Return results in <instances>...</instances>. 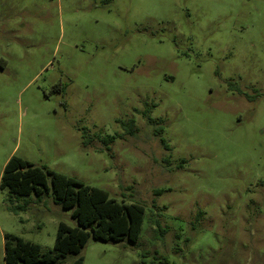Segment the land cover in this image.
I'll return each mask as SVG.
<instances>
[{
  "label": "rangeland",
  "instance_id": "obj_1",
  "mask_svg": "<svg viewBox=\"0 0 264 264\" xmlns=\"http://www.w3.org/2000/svg\"><path fill=\"white\" fill-rule=\"evenodd\" d=\"M11 156L144 207L133 244L52 264H264V0H0V177ZM59 222L0 188V264Z\"/></svg>",
  "mask_w": 264,
  "mask_h": 264
},
{
  "label": "trees",
  "instance_id": "obj_2",
  "mask_svg": "<svg viewBox=\"0 0 264 264\" xmlns=\"http://www.w3.org/2000/svg\"><path fill=\"white\" fill-rule=\"evenodd\" d=\"M143 117H146L145 113ZM146 121L150 124L151 119L146 117ZM123 127L125 134L131 135L135 131L134 120ZM0 188H7L10 195L17 197L51 192L53 200L61 208L70 210L71 218L76 221L74 227L59 222L53 246L45 251L34 242L3 234L4 264H52L67 254H78L89 237L102 242L125 239L131 244L139 238L144 213L142 205L118 203L102 189L33 166L18 157L11 156L5 163ZM71 264H83L82 257H77Z\"/></svg>",
  "mask_w": 264,
  "mask_h": 264
}]
</instances>
